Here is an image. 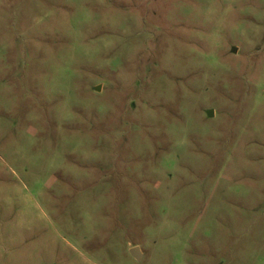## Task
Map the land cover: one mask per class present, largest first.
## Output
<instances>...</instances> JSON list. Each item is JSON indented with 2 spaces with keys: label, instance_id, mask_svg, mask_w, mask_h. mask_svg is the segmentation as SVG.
<instances>
[{
  "label": "rangeland",
  "instance_id": "rangeland-1",
  "mask_svg": "<svg viewBox=\"0 0 264 264\" xmlns=\"http://www.w3.org/2000/svg\"><path fill=\"white\" fill-rule=\"evenodd\" d=\"M0 264H264V0H0Z\"/></svg>",
  "mask_w": 264,
  "mask_h": 264
},
{
  "label": "water",
  "instance_id": "water-1",
  "mask_svg": "<svg viewBox=\"0 0 264 264\" xmlns=\"http://www.w3.org/2000/svg\"><path fill=\"white\" fill-rule=\"evenodd\" d=\"M233 52H236V51L233 50ZM206 114H207L208 117H212L213 116V112L212 111H207ZM129 253L137 261H139L141 259V257H142L138 247H134V248L130 249Z\"/></svg>",
  "mask_w": 264,
  "mask_h": 264
}]
</instances>
